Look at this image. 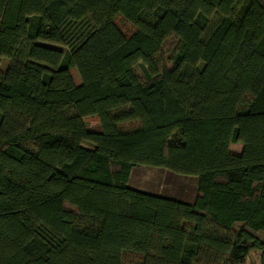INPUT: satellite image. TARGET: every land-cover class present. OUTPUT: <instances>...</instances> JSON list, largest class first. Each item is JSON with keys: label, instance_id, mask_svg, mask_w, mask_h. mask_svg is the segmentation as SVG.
Masks as SVG:
<instances>
[{"label": "trees", "instance_id": "trees-1", "mask_svg": "<svg viewBox=\"0 0 264 264\" xmlns=\"http://www.w3.org/2000/svg\"><path fill=\"white\" fill-rule=\"evenodd\" d=\"M137 167L196 178L194 200L131 188ZM253 252L264 0H0V264Z\"/></svg>", "mask_w": 264, "mask_h": 264}, {"label": "rangeland", "instance_id": "rangeland-1", "mask_svg": "<svg viewBox=\"0 0 264 264\" xmlns=\"http://www.w3.org/2000/svg\"><path fill=\"white\" fill-rule=\"evenodd\" d=\"M139 74L141 75L140 71ZM74 77L76 82L79 83V78L76 73H74ZM86 121L89 126H96L98 123L94 118H89ZM233 149L236 152L241 151L239 146L233 147ZM233 149L231 148L232 152L234 151ZM129 185L131 188L144 193L176 199L187 203H192L198 189L196 178L183 177L175 175L165 169L151 167L135 168L131 173ZM260 256V253L253 252L247 264H260Z\"/></svg>", "mask_w": 264, "mask_h": 264}]
</instances>
